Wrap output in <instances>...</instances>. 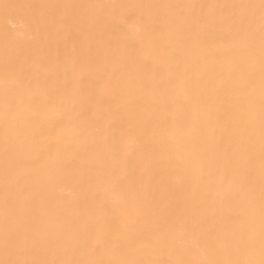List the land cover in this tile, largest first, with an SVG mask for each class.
Segmentation results:
<instances>
[{
	"label": "bare ground",
	"instance_id": "bare-ground-1",
	"mask_svg": "<svg viewBox=\"0 0 264 264\" xmlns=\"http://www.w3.org/2000/svg\"><path fill=\"white\" fill-rule=\"evenodd\" d=\"M0 264H264V0H0Z\"/></svg>",
	"mask_w": 264,
	"mask_h": 264
},
{
	"label": "rangeland",
	"instance_id": "rangeland-1",
	"mask_svg": "<svg viewBox=\"0 0 264 264\" xmlns=\"http://www.w3.org/2000/svg\"><path fill=\"white\" fill-rule=\"evenodd\" d=\"M92 1H94V0H92Z\"/></svg>",
	"mask_w": 264,
	"mask_h": 264
}]
</instances>
